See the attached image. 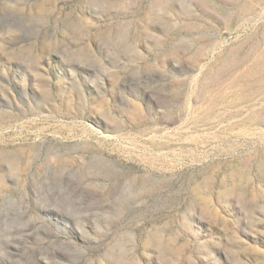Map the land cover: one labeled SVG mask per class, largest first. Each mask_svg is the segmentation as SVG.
<instances>
[{
	"label": "rangeland",
	"instance_id": "obj_1",
	"mask_svg": "<svg viewBox=\"0 0 264 264\" xmlns=\"http://www.w3.org/2000/svg\"><path fill=\"white\" fill-rule=\"evenodd\" d=\"M0 264H264V0H0Z\"/></svg>",
	"mask_w": 264,
	"mask_h": 264
}]
</instances>
